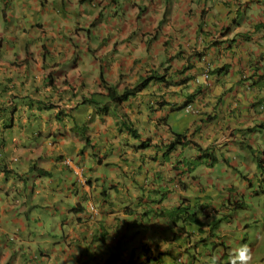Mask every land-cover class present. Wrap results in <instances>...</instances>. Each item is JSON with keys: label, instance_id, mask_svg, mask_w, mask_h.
Here are the masks:
<instances>
[{"label": "crops", "instance_id": "1", "mask_svg": "<svg viewBox=\"0 0 264 264\" xmlns=\"http://www.w3.org/2000/svg\"><path fill=\"white\" fill-rule=\"evenodd\" d=\"M110 1L95 0L97 5L108 4V7H111ZM14 2H17L18 9L37 12L38 15L36 18L33 14L23 17L29 19L26 25L12 20L16 33L10 39L14 43L12 48H18L22 54L9 49L3 52L0 45V55L3 52L7 58L15 59L12 64L0 59V81L6 76L5 80L12 82L7 74L13 68L28 65V59H24L27 57L35 62L37 75L33 82L23 75L18 77L19 88L35 87L33 83L43 82L47 96L40 108L31 107L29 102L20 104L18 110L14 105L13 111L7 105L0 112V140L6 143L0 149L13 150L6 159L10 171V179L6 183L9 181L15 186L14 197L11 199L12 195H9L6 200L2 195L9 192L6 189L8 184L0 185L4 188L0 193V243L3 247L8 234L15 227H26L27 216H37L38 211L51 215L56 221L61 215L59 224L63 227V242L55 243L51 238L38 239L33 243L29 241L30 253L33 249L35 252L44 249L41 253H32L31 259L17 254L18 245L13 250L11 247L3 248L0 264H82L87 261L89 264H107L121 256L125 263L128 258H133L130 251L135 248L124 251L121 245L120 236L125 230L122 226L130 220L128 211L139 212L147 199L157 193L166 194V202L170 205L186 200L181 188H166L171 180L181 177L187 181L191 177L182 174L184 169H189L183 166L185 161H197L199 156L213 152L217 159L214 163L223 167L222 173L227 176L228 164H231L230 169L238 170L241 166L238 155L246 150L240 145L245 137V143L259 150L258 158L263 159L264 134L260 133V128H256L257 131L254 127L264 121V114L257 110L264 104V87L260 89L261 85H258L259 82L264 83V0H145L144 9L134 4L119 26V35L103 37L108 41L98 49L113 50L102 54L107 63H97L94 67H99L98 72H86L83 79L73 72L63 76L60 71L48 69V47L37 44L34 48L33 45L42 36H34L32 28L45 33L39 23L42 18L40 6L28 0L10 1ZM249 5L256 10V15L248 13ZM50 8L51 5L46 6V13L49 14ZM239 14L243 15L242 20ZM93 17H96V12ZM91 22H87V26ZM259 24L261 26L257 29ZM87 29L82 28L76 34L75 39L80 43L87 44L92 39L91 35L84 34ZM59 38H55L54 49L70 51L69 45L73 40L64 38L62 44ZM0 40L4 41L1 37ZM39 47L44 53H39ZM72 55L73 51H70L67 57ZM41 56H44L43 61ZM207 65L212 68V85L204 101L199 93L201 88L195 90L192 82L187 80L199 77ZM101 66L109 83L120 82L119 98L122 102H112L105 112L88 104L86 110L81 106L84 95L90 98L92 94L103 93L102 99L108 100L107 89L101 87ZM152 71L158 72L160 78L143 87V81ZM42 72L48 76L49 85L46 77L42 78ZM71 76L75 78L71 80ZM185 80L187 82L184 83ZM61 83L64 85L59 86ZM18 85L8 86L5 93L0 87L1 105L14 101L20 95L24 97V90L12 92ZM139 85L142 88H138ZM132 89L139 93L133 96L135 92ZM125 90H129L130 95L127 96ZM14 94L17 96L13 97ZM189 98L200 108L201 116L188 115L179 109V105ZM21 105L26 107L24 111ZM26 114L30 116L28 119ZM59 114L61 118H58ZM204 115H210L213 120L204 119ZM130 127L143 136H134ZM248 128L253 130L243 137V131ZM5 129L9 130V144L3 137ZM183 134L189 136L190 143H177L169 149L167 145L174 141L173 136ZM145 140L150 141L146 148H142L141 142ZM234 156L235 162L226 164L223 160ZM252 156L255 169L258 159L254 153ZM64 158L73 159L74 166L63 167L61 162ZM198 161L212 164L207 159ZM174 166L179 170L175 171ZM77 167L80 171L76 174ZM253 169L247 167L251 183L257 171L253 172ZM38 170L46 171L49 178L38 176ZM71 170H74V177L69 178L66 173ZM199 174L195 187L202 182L218 186L222 181L211 170ZM16 175H22L18 182L14 181ZM42 183L44 186H39ZM224 183L219 187V195L217 192L210 195L216 197L213 204L217 208L206 210L208 225L202 226V230L191 225L193 235L187 242L189 247L201 238L207 236L209 239L214 230L220 229L222 223L218 217L222 214L233 216L231 212L235 213L239 208H234L231 203H240L246 195H258L252 192V184L247 178L238 182L229 175ZM25 189H29L30 196H26ZM64 194L67 201L63 199L66 197ZM227 198L228 207L224 205ZM90 201L99 208L94 219L84 214ZM19 214L24 216L20 223L15 221ZM37 220L41 219L37 217ZM178 237L181 244L177 240L167 242L160 247L161 250H174L178 245L184 247V235ZM148 240L149 237L146 243ZM116 246L117 250L114 249ZM152 247L155 248V244ZM135 260L141 261V255H135ZM116 263L121 262L116 260Z\"/></svg>", "mask_w": 264, "mask_h": 264}, {"label": "rangeland", "instance_id": "2", "mask_svg": "<svg viewBox=\"0 0 264 264\" xmlns=\"http://www.w3.org/2000/svg\"><path fill=\"white\" fill-rule=\"evenodd\" d=\"M10 1L11 0H0V37L4 39L3 42L0 40V45L3 46V52L4 49H9L11 52L17 53L19 52L18 48H12L14 43L10 41V39H13V37L16 35L11 25L12 20L15 19L17 22H22L23 25H26L29 23V19L23 17H30L33 14L36 18L38 13H28L22 9H18V5H16L17 2L10 3ZM176 1L181 0H173V2ZM28 2H33L40 6L39 12L40 15H42V18H40L39 23L42 25L45 33L32 28L34 36L38 38L42 36V39L34 42L33 45L34 48L37 47V44L40 47L45 45L48 47L49 50L46 57V65L49 67L48 69L50 70L51 68V70L60 71V75L63 74V76H65V74L68 72H73L74 74L79 75L82 79L85 77L86 72H92L93 74H96V72L99 70V67L94 66L97 63L106 64V57H104V55L113 51L98 49L100 45L105 44V42L108 41L107 38L103 37L110 36V38H112L119 35V26L124 22V19L128 17L129 8L132 5L137 4L139 9L145 8L143 5L145 0H117L116 6L113 5L112 7L108 8L107 4L97 5L95 0H92L93 4L91 3V0H28ZM48 5H51L49 14L46 13V6ZM94 12H96V17L92 18ZM250 12H252V15H256V10L249 5L248 13ZM259 15L260 14H258L257 17ZM238 16L241 18L243 15L239 14ZM87 22H91V24L87 26ZM97 22L99 23L97 24ZM100 23L101 26H99ZM47 24L49 26H47ZM82 28H89L84 34L86 36H92V39L88 40L87 44L80 43L77 39H75L76 34ZM56 37H60L59 39L61 40H59V42L62 44L65 41L64 38L67 41L73 40L70 42L73 44V46L71 44L69 45L71 46L70 51H73V55L71 57H67L68 54L70 55V51L64 52L61 51L60 48L54 49L57 42L55 41ZM111 45L113 47L115 45V41L112 42ZM40 47L39 53L43 52ZM3 52H1L0 55L1 60L7 61L9 64L15 62L14 58H7ZM17 54H22V51ZM10 56H13V54H10ZM24 59H28V65H26L24 68L17 67L10 70L7 76L10 77L12 82H7L5 80L6 76H4V78L0 81V87H5L6 85L9 87L17 86L18 83L16 80L18 77H22V75L28 78L31 82L35 80L37 75L35 72V62L27 57H24ZM43 59L44 56H41V61H43ZM56 64L58 65L56 66ZM45 69L46 67L44 70ZM50 72H48V74H50ZM41 76L42 78L46 77V84L49 85L50 82L48 81V76L45 75L44 72H42ZM74 78L75 76H71L70 79L72 80ZM60 79L63 80V78ZM33 85L35 87L27 88L26 86L25 89H20V85H18V87L12 90L13 93L21 92L23 90L24 93H26L24 94V97H22L23 95H20L18 98L14 99L16 105L19 106L22 103H29L31 100H33V102L39 106L44 102L45 97L47 96L46 89L44 88L45 83L42 82L41 84H37L35 82ZM62 85L64 84H59V86ZM0 94H2L1 91ZM15 96H17V94H14L13 97ZM22 109L24 111L26 107L21 105V110ZM49 111H51V109H49ZM29 117L30 116L26 114V118L28 119ZM23 119L25 118L23 117ZM29 128L31 127L29 126ZM5 130V132H7L9 135V130ZM256 130L258 131V129ZM254 136H256V133H254ZM6 140L9 144V136L6 137ZM238 157V160L241 163L239 169H230L231 166H227L228 170L226 173H228L230 177L232 176L238 182H240L247 176L251 175L250 171L247 170V167L249 166L251 169H253L255 163H253L254 159L252 152L248 148H246L244 152H241ZM251 159L253 160L251 161ZM183 166H186V168H193L195 166L196 170L194 171V174L196 175L207 172L211 170V167H213L214 174L220 176L222 180L218 182L219 187L224 186V181L229 179V175L226 176L222 173L223 167L219 166V164L209 165L208 163L194 160L185 161ZM255 169H253V172H255ZM7 186L8 187H6V189L9 190L10 196L12 195V199L14 197V186ZM28 190L29 189H25L27 197L31 195ZM258 192L259 194L254 196L246 195L243 199L244 206L241 209L236 210L235 213L231 212L233 215L232 217L226 215L225 213L218 217V221H221L222 223L221 228L214 230L209 239L205 238L204 241L196 243L194 242L190 249H188L187 253H182V255H180L178 262L180 264H230L232 249L242 244H247L253 256L250 264H261L262 259L264 258V194H261L259 190ZM64 196H66V194H64ZM63 199L66 201L68 200L67 197ZM60 212L62 211L60 210ZM16 217L17 218L15 221L18 223L24 219V216H21V214L17 215ZM37 217L41 220L38 221ZM60 217L61 215H58L56 221L51 215H47L41 211L37 212V216H29V221H27L26 227H15L14 230L11 231V234L15 237V240L8 238L6 243L3 244V247L0 243V253L1 249L3 248L6 249L7 247H11L13 250L15 246L18 245L17 254L19 253L20 256H25L27 258L29 257V259H31L32 253V255H35V253H41L44 249H42L41 252H38L37 250L35 252L33 249L31 251L32 253H30V242L33 243V241L38 239L41 240L43 238L54 239L55 243L63 242V238L61 237V231L63 227L61 224H59ZM145 224L147 223L145 222ZM55 226L56 228H54ZM128 227L130 228V226L123 225L122 230ZM44 234L45 236H43ZM128 234L130 236L128 235L127 238H125V236H120V238H122L121 245L124 251L126 248L129 249L133 246L137 247L141 245V242L146 241V236L148 235L155 236L154 232H150V230H140L138 232L128 231ZM197 236L200 235L197 234ZM19 239H23L25 243L20 242ZM44 245L45 244L43 243V246ZM32 248H34L33 245ZM134 252V249H132L131 254L133 255ZM137 254H141L139 249L136 252V255ZM118 256L120 255L118 254ZM93 257H95V255ZM213 258L215 259L213 260ZM117 260H119L121 264H136L135 259L128 258L125 263L122 257H118ZM142 261H144L143 256H141L140 262ZM112 262L113 264H116L115 260H111V264ZM140 262L138 261V263ZM28 264H32V262ZM82 264H89V262H83Z\"/></svg>", "mask_w": 264, "mask_h": 264}, {"label": "trees", "instance_id": "3", "mask_svg": "<svg viewBox=\"0 0 264 264\" xmlns=\"http://www.w3.org/2000/svg\"><path fill=\"white\" fill-rule=\"evenodd\" d=\"M117 0H111L110 1V6L112 7L113 5L116 6ZM108 7V4H107ZM261 26V24L257 25V29H259V27ZM205 70V67L203 68ZM101 72L99 74L100 77V82H101V87L104 89H107L108 93H107V97L108 100H103L102 98H104L105 95H102L103 93H98L97 95L92 94V96L90 98H87L85 95L84 100H83V104H81V106H83L86 110H88L86 108L87 104L90 105L91 107L96 108L97 106L102 109V111H106L107 108L109 107V105L112 102H122V99L119 98V86H120V82L119 81H115L114 83L112 82H108L107 79L104 76V71H103V66H101L100 68ZM203 71V70H202ZM159 76V73L156 71H152V73H150V76L147 77V79H145L143 81V87H147L149 85L150 82H152L154 79H156L155 77ZM121 78H123L120 75ZM141 85V84H140ZM139 85L138 88H142ZM258 85H261L260 89H262L264 87V83L261 84L260 82L258 83ZM6 88H8V86L3 87V91L4 93L6 92ZM125 89V88H124ZM198 88H195V90ZM135 89H132V92ZM264 90V89H263ZM198 91V90H197ZM138 94L139 91H136L133 96L135 94ZM199 93L202 94V97L205 101L206 99V95L208 93L207 89H201L199 91ZM125 94L128 96L130 95V91L129 90H125ZM210 95V92H209ZM192 99L189 98V102H191ZM262 103V102H261ZM217 105L219 103H216ZM29 105L31 107L35 106V103L33 102V100H31V102L29 103ZM214 105V102H213ZM216 106V105H215ZM214 106V107H215ZM261 107V109H257L259 112L261 111V114H264V104L263 105H259V107ZM153 107V106H151ZM183 106H181V104L179 105V109H182ZM202 115V112H200L199 116ZM61 118V115H58V118ZM204 119L206 120H213L211 119L212 117L210 115H204L202 116ZM209 118V119H208ZM136 124V123H133ZM256 128H260L261 134H264V121H262L260 123V125L254 127V129L256 130ZM252 128H248L245 131H243L242 135L243 137L245 136L246 132L248 131H252ZM130 132L137 137H140L142 134L141 133H137L135 128H131L130 127ZM251 134V133H250ZM143 136V135H142ZM174 141H172L169 145H167L169 147V149H173L175 147V145L178 143H183V142H188L190 143L189 140V136L186 134L183 135H177V136H173ZM246 139V137H245ZM245 139L244 141L240 142V145L243 146V148H248L251 150L252 153H254V155L256 156V158L258 159L257 161V171L254 173L253 176V181L252 183L250 182V179L247 178V180L249 181V184H252V192L253 193H258V190L261 192V194H264V156L263 159H261L259 156L258 151L259 150H255L252 145L250 143H245ZM250 140H253V138H251ZM150 140H145L143 141V143L141 142L142 148H144L146 146V144L149 142ZM249 142V141H246ZM2 143V141L0 140V144ZM192 143V142H191ZM263 143H264V139H263ZM197 144V143H196ZM147 147V146H146ZM145 147V148H146ZM262 147H264V145H262ZM4 148V147H3ZM12 149L11 150H5V149H0V185L1 186H5L7 183V180L10 179V171L7 167L6 164V159L8 158V156L11 155L12 153ZM207 159V161L209 160L212 164L214 163V160L217 161V159H215V156L212 152V154H204L199 156L198 160H205ZM223 160L225 161V163H230L233 161V159H225L223 158ZM198 163V162H197ZM196 163V165H197ZM231 164H228V166H230ZM233 167V166H232ZM34 167H32L33 170ZM175 169V171H178V166H174L173 167ZM232 169H235L234 167ZM31 170V171H32ZM196 170V167L194 166L193 168H189V169H184L182 171V174L184 176L186 175H190L191 177L188 178L187 181H185V179L177 178L175 180H171L169 185L166 187L169 190H171L172 188H181L186 195V200H182L180 201V203L178 204H168L166 201L168 199L166 194H160L157 193L156 195H154V197H149L147 199V203L146 205H144L145 207L140 210L139 212H134L133 210H129L128 211V216H130V219L133 220L131 221V224L137 222L138 226L140 227V230H146L150 232H154L155 236H150L149 235V240L147 241V243L145 242H141V245L137 246L134 248V253H133V258L135 259V255L137 250L139 249L141 251V256L144 257V261H142V264H180L178 262L180 255L187 253L188 249H190V247L188 246V240L191 238V235H193L190 226L194 225L197 227H200V230H202V226H207V219H209L208 216L205 217V212L207 209L209 208H217L213 203L217 201L216 197L211 196V194H213L214 192H217V195H219V186L217 185H210V184H205L204 182H202L199 186L198 183V187H195L194 182L197 181V179H199V175L200 174H194V171ZM38 176H45V172L44 170H38ZM74 170L69 171L68 173H66L67 177H74ZM211 171H213V167H211ZM214 173V171H213ZM37 179V178H36ZM35 179V180H36ZM146 179V178H145ZM51 184V182H50ZM147 184V183H146ZM248 184V185H249ZM39 186H44V183L40 184ZM1 190H4V188H0V193H2ZM168 190V193H170V191ZM9 192H5L2 195V198L8 200L9 199ZM185 197V196H183ZM228 199L227 198V202L226 199L224 200L225 202V206H227L228 203ZM45 201V198H44ZM230 201V200H229ZM244 200L240 203H231L232 206L234 208H239L241 209L244 205ZM222 204V203H221ZM128 210V209H127ZM29 218V216H28ZM137 219H139L140 223H138ZM120 220V219H117ZM145 222L147 224H145ZM129 223V222H128ZM127 223V225H128ZM150 223V224H149ZM130 226V225H129ZM133 228V232H138L140 230H137V228L134 225H131ZM130 226V227H131ZM216 226V224H215ZM144 227V228H141ZM129 229V227H128ZM131 229V228H130ZM183 234L184 235V239H182V244L184 245V247L178 245V247L174 250H170L169 248L167 249V251H162L161 250V246H163L165 243L167 242H172V241H178L179 244H181V238L178 237L179 235ZM129 235V234H128ZM187 237V238H186ZM186 239V241H185ZM152 244H155V248L152 247ZM115 250L118 249V246L114 247ZM180 250H182V252H180ZM156 251V252H155ZM117 257V256H116ZM107 264H111V262L107 263ZM113 264V262H112ZM117 264V263H116Z\"/></svg>", "mask_w": 264, "mask_h": 264}, {"label": "clouds", "instance_id": "4", "mask_svg": "<svg viewBox=\"0 0 264 264\" xmlns=\"http://www.w3.org/2000/svg\"><path fill=\"white\" fill-rule=\"evenodd\" d=\"M211 75H212V68H211V66L210 65H207L206 67H205V70L203 69V71L201 72V74H200V76L199 77H196L195 79L194 78H190L189 80H187V81H191L192 82V85L195 87V88H201L202 90L203 89H207V90H210L211 89V85H212V82H211ZM155 78H157V79H159L160 78V75L159 76H157V77H155ZM186 80L184 81V83L185 82H187ZM12 103H13V105H12ZM8 105V108H9V110L10 111H13L14 110V105H15V108L18 110L19 109V107H20V105L18 106V105H16V103L14 102V101H10V102H4L1 106H0V112H1V110H2V108H6V106ZM188 105H193V107L195 108V109H197V110H199V113L198 114H194V113H188L187 111H186V107L188 106ZM35 106L37 107V108H40V106H37V104L35 103ZM181 106H183V108L182 109H180V110H182V111H184L186 114H188V115H195V116H199V114H200V112H201V110H200V108H198V106H196V104H195V102L194 101H191V102H189V100L188 101H185L183 104H181ZM2 130H4V129H2ZM7 136H9L8 135V133L7 132H3V137L5 138V141H7L6 140V137ZM86 138H88V137H86ZM6 146V143H1L0 144V147L1 148H3V147H5ZM231 159H233V161L232 162H235L236 161V157L234 156V157H232ZM61 162V161H60ZM62 164H63V167H66V168H72L73 166H74V163H73V159H71V158H64V159H62V162H61ZM78 168V167H77ZM80 171V169L78 168L77 170H76V174L78 173ZM21 178L22 177V175H16V177H14V181L16 180L17 182H18V178ZM43 177H47V178H49L48 177V175L46 174L45 176H43ZM8 185H13V184H11L9 181H8V183H7ZM15 187V186H14ZM1 188V187H0ZM67 197V196H66ZM243 199H244V197L241 199V202L243 201ZM88 205H89V208H88V210H85V213L84 214H86V215H88L89 217H90V219H94V217L95 216H97L98 215V212H99V208L97 207V204L95 203V202H93V201H90L89 203H88ZM128 216V215H127ZM27 218H28V216H27ZM131 221H133V220H128V222H126V226H131V225H134L136 228H137V230H140V227L138 226V224H137V222H135V223H133V224H131ZM137 221H138V223H140V221H139V219H137ZM127 223H128V225H127ZM131 228V229H130ZM129 229L128 228H125V230H124V233H123V236H125L126 238L128 237V231H132L133 230V228L132 227H130ZM134 231V230H133ZM130 236V235H129ZM149 236V235H148ZM148 236H146V237H148ZM192 236V235H191ZM8 238H11V240H15V237L10 233V234H8ZM205 238H207V236L205 237ZM205 238H201V239H199V241L198 242H200V241H203V239H205ZM20 240V242L23 240V239H19ZM143 241V240H142ZM146 242V241H145ZM144 242V243H145ZM132 249H134V248H132ZM132 249H131V251H132ZM131 251H130V253H131ZM131 256H133L132 254H131ZM122 257V256H121ZM252 258H253V256H252V252H251V250H250V248H249V246L247 245V244H242V245H240V246H238V247H236V248H234V249H232V252H231V256H230V264H250V261H252ZM118 258H116V259H114L115 261L117 260ZM215 258H213V260H214ZM264 261V258L262 259V262ZM140 262V261H139ZM7 264H9V262L7 263ZM121 264V263H120ZM136 264H142V262H140V263H138V261H136Z\"/></svg>", "mask_w": 264, "mask_h": 264}, {"label": "built area", "instance_id": "5", "mask_svg": "<svg viewBox=\"0 0 264 264\" xmlns=\"http://www.w3.org/2000/svg\"><path fill=\"white\" fill-rule=\"evenodd\" d=\"M186 111H187L188 113H194V114H198V113H199V110L195 109V108L193 107V105H188V106L186 107Z\"/></svg>", "mask_w": 264, "mask_h": 264}]
</instances>
